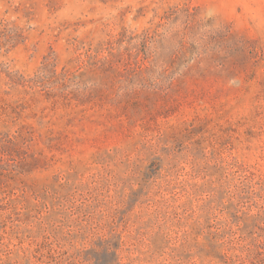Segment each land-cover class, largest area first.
I'll list each match as a JSON object with an SVG mask.
<instances>
[{
	"label": "rangeland",
	"instance_id": "rangeland-1",
	"mask_svg": "<svg viewBox=\"0 0 264 264\" xmlns=\"http://www.w3.org/2000/svg\"><path fill=\"white\" fill-rule=\"evenodd\" d=\"M0 264H264V0H0Z\"/></svg>",
	"mask_w": 264,
	"mask_h": 264
}]
</instances>
